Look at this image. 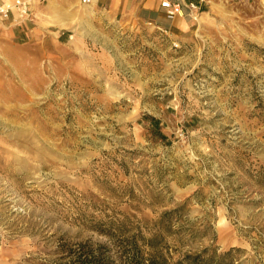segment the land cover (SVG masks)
<instances>
[{"label":"rangeland","instance_id":"rangeland-1","mask_svg":"<svg viewBox=\"0 0 264 264\" xmlns=\"http://www.w3.org/2000/svg\"><path fill=\"white\" fill-rule=\"evenodd\" d=\"M8 18L0 264L80 242L120 264L127 240L166 264H264V2L218 3L181 40L116 32L92 73L90 42L27 44Z\"/></svg>","mask_w":264,"mask_h":264},{"label":"crops","instance_id":"crops-1","mask_svg":"<svg viewBox=\"0 0 264 264\" xmlns=\"http://www.w3.org/2000/svg\"><path fill=\"white\" fill-rule=\"evenodd\" d=\"M12 0H5L9 3ZM31 4L33 18L31 21H21L12 11L7 19V28L13 33L18 32L27 44L43 45L45 43H67L83 48V41H88L90 56V73L94 67H99L96 57L108 67L109 42L116 32H133L145 29L154 39L165 36L172 40L187 37L191 27L196 24L197 17L214 8L218 3L249 0H168L170 2H192L194 10L182 8V13L172 18L166 16L165 8L160 3L163 0H90L82 3L80 0H28ZM264 2V0H261ZM158 35V36H157ZM96 50V54L92 50Z\"/></svg>","mask_w":264,"mask_h":264},{"label":"trees","instance_id":"trees-1","mask_svg":"<svg viewBox=\"0 0 264 264\" xmlns=\"http://www.w3.org/2000/svg\"><path fill=\"white\" fill-rule=\"evenodd\" d=\"M122 251L119 257L121 258L120 264H166L163 257H158L152 252L144 256L141 253L136 241L127 240L121 245ZM233 249H230L218 256L228 255ZM206 250H203V252ZM203 252L195 255H187V264H211L210 257H205ZM62 264H117L114 259L107 252V247L104 244L80 242L77 249L68 254V259ZM169 264V263H168ZM173 264H182L177 261Z\"/></svg>","mask_w":264,"mask_h":264},{"label":"built area","instance_id":"built-area-1","mask_svg":"<svg viewBox=\"0 0 264 264\" xmlns=\"http://www.w3.org/2000/svg\"><path fill=\"white\" fill-rule=\"evenodd\" d=\"M44 1V0H37ZM82 3H89L90 0H80ZM204 2L206 0H199ZM161 7L165 8L166 16L172 18L175 15L182 13V8L186 7L187 9L194 10L196 5L192 2H184L182 4L177 2H170L168 0H163L160 3ZM14 11L21 21H31L33 18V13L31 9V4L28 0H12L9 3L0 4V16L3 18H8L10 14Z\"/></svg>","mask_w":264,"mask_h":264}]
</instances>
